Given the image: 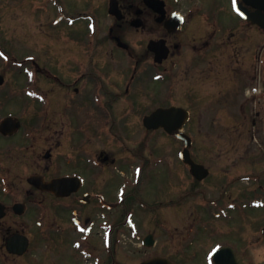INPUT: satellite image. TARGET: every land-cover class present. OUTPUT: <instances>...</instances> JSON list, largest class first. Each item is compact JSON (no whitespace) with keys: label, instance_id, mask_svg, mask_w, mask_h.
I'll use <instances>...</instances> for the list:
<instances>
[{"label":"flooded vegetation","instance_id":"af4514ba","mask_svg":"<svg viewBox=\"0 0 264 264\" xmlns=\"http://www.w3.org/2000/svg\"><path fill=\"white\" fill-rule=\"evenodd\" d=\"M26 2L37 15L49 13L51 9L47 26L65 27L67 34L63 39L79 44L82 49L69 46V50L61 51L62 46L56 39L51 53L58 59L53 62L42 60L34 53L18 56L13 51L0 50L5 71L23 76L22 82L13 85L5 81L7 73L0 74L3 77L0 81V264H59L61 251H65L73 264H142L156 255L141 260L137 248L131 256L127 254L120 259L123 261L113 260L115 248L108 240L107 231L112 225L108 224V212L113 203L104 190L108 169L114 170L115 181L120 177L117 185L120 193L124 187L122 179L127 174L132 176L134 171L137 182L142 168L150 170L148 167L156 154L154 149L147 147V153H139L142 106H154L141 115L143 126V117L155 108H186L195 105L205 94L214 95L221 73L243 72L251 83L244 90L258 78L264 81L263 73L257 76L254 72L250 76L247 71L250 45L255 36L252 32L258 33L264 27L252 24L237 11L238 7L244 15L252 13L253 8L244 0ZM26 2L0 0V7L10 10L14 5L17 9ZM104 20L108 22L103 25ZM103 29L104 36H101ZM128 33L133 35L130 45L122 37ZM258 34L261 39L258 41H264V35ZM107 41L113 42L110 50L104 46ZM118 41L126 47L118 45ZM42 77L45 80L39 82ZM209 82L215 84H209L205 91L203 85ZM245 100L247 97L241 101ZM157 130L163 136L176 139L175 133ZM157 130H147L142 137ZM179 141L181 146L176 150V158L180 168L174 171L168 164L164 169L165 186L170 192L174 174L182 177L180 192L174 199L177 203L196 196L198 183L204 182L211 173L207 168L208 175L199 179L183 161L184 143ZM109 144L123 156L111 155ZM192 146L193 140L189 155L195 163H200L192 155ZM140 161H143L142 167ZM33 177L45 181L65 178L70 185L67 193L55 194L39 188L31 181ZM187 182L190 187H186ZM229 182L224 186L229 187ZM120 197L123 201L124 195ZM215 200L219 203V199ZM259 202H264L262 195L255 206ZM173 206L182 208V204L170 202L165 206L169 210L163 209L167 211L165 217L176 215L170 210ZM132 213L125 217L133 226L136 215ZM182 214L185 218L189 215L185 210ZM195 223L190 221L186 228L190 238L195 234ZM165 225L169 235L166 245L176 256L166 258L173 264H199L194 254L193 258L185 254L191 248L185 243L192 244L195 238H182L180 243L171 244L174 233ZM258 231L261 240L264 222ZM94 236L99 238L100 248L91 243ZM150 238L152 234L141 237L144 250L154 245L155 239L149 243ZM252 244L248 241L239 250L236 243V247L229 242L216 243L212 252L222 245H231L237 264H264L261 246L257 249L263 256L252 259L259 251L250 247ZM236 262L229 258L215 261L210 257L202 264Z\"/></svg>","mask_w":264,"mask_h":264},{"label":"rangeland","instance_id":"374dc122","mask_svg":"<svg viewBox=\"0 0 264 264\" xmlns=\"http://www.w3.org/2000/svg\"><path fill=\"white\" fill-rule=\"evenodd\" d=\"M21 1L26 2V0ZM51 16V9L49 13L45 11L37 15L36 11L30 9L27 2L17 9L14 5L10 7V10L0 7V49L13 51L18 56L23 53H34L42 60L52 62L58 59L55 54L51 53L56 39L62 46L61 51L69 50V46L81 50L79 44L69 43L63 39L67 34L65 27L50 28L47 26V21ZM105 22L108 21L104 20L103 25L106 24ZM104 31L105 29L102 30L101 36H104ZM258 33L263 36L264 30ZM258 33L252 32L255 36L251 41V54L248 57L247 66L250 76H253L256 64L257 76L259 73L264 74V50L259 53L257 49L263 40L258 41L260 39ZM122 37L130 45L133 35L128 33ZM104 46L110 50L114 45L113 42L107 41ZM242 73L237 71L235 75L218 74L220 79L218 85L215 86L214 95L205 94L201 100L194 103L195 105L186 107L192 115L187 127L183 130L193 137L192 155L197 162L210 169L211 173L204 182L198 183L196 189L199 193L194 197L185 198L184 201L174 202L180 192V178L182 177L174 174L172 179L175 180L170 192V188L165 186L164 173L168 164L174 171L180 168L176 150L181 146V142L178 139L163 136L158 132L160 130L155 133L149 132L145 138L142 137L143 132L148 131L141 124V115L154 106L140 108L138 133L141 147L139 153H147V147H150L156 154H153L154 160L148 167L150 170L145 167L141 169L139 183L138 180L136 182L134 171H132V176L127 174L122 179L124 187L121 193L117 188L118 183L121 182L120 177L115 181V178H112L114 170L108 169V182L104 190L108 200L113 203V208L108 212V224H112L107 227L108 240L112 242L116 250L118 249L113 250V260L116 258V262L119 263L123 261L120 259L126 258L127 254L131 256L130 253L137 248L139 249L138 257L141 260L151 255L176 257L166 245L169 235L164 227L165 224L170 228V232L174 233L170 237L171 244L180 243L182 238L188 240L195 238L192 244L185 243L191 246L190 249H186L185 254L187 258H193L191 255L194 254L199 264L209 258V251L216 243L229 242L233 245L236 243L240 250L243 244L251 241L253 244L250 247H255L256 251L259 250L257 247L261 246L264 252V238L258 239V228L264 222V207H250L252 201L259 200V196L262 195L264 198V191L261 192L262 189L264 190V98L261 101L248 98L247 89L244 90V88L251 83L248 76L245 77ZM0 74H4L5 81L13 85L23 80V76L19 73L5 71L1 58ZM243 78L246 81H242ZM44 80L42 77L39 82ZM209 84L215 83H204L205 91ZM218 91L219 94H217ZM201 93H204L203 89ZM246 97L247 100L241 102V110H238V102ZM12 104L16 103L12 102ZM243 106L244 109H242ZM109 149H111L108 150L111 155L123 156L120 152L112 150L110 144ZM173 157L175 160H172ZM139 163L142 167L143 161ZM156 163H158L157 166H155ZM228 181H230V186H224V183ZM113 182L115 185H112ZM186 187H190L189 182L186 183ZM121 195H124L123 201L120 199ZM215 199H219V203ZM170 202L171 204H182V208L173 206L170 209L176 214L171 215V219L165 217L166 210H169L165 206H168ZM160 206L162 208H159ZM184 210L189 213L187 218L182 214ZM221 210L227 214H221ZM132 211L136 215L133 226L125 217L126 215L131 216ZM214 213L220 215L216 217ZM190 221H196L193 238L187 235L188 229L186 228L190 226ZM30 228H33L32 224ZM147 234L153 235L155 243L144 250L140 245V239ZM91 243L100 248L98 237L94 236ZM261 256L263 255L259 250L252 256V259H258ZM59 264H73L65 255V251L60 252Z\"/></svg>","mask_w":264,"mask_h":264},{"label":"water","instance_id":"95a60500","mask_svg":"<svg viewBox=\"0 0 264 264\" xmlns=\"http://www.w3.org/2000/svg\"><path fill=\"white\" fill-rule=\"evenodd\" d=\"M251 3L252 7L256 9L254 13V17L261 15L264 20V15L262 14L264 11V0H248ZM254 21V19H253ZM188 118V113L182 108L177 107H169V108H158L154 112H152L149 116L144 118V124L148 128H156L158 126L164 127L167 132H171L173 130H177L182 127L186 119ZM178 136L185 140L186 145L190 144V138L185 134L179 132ZM184 159L185 161L191 164V169L194 174H200V178L204 177L207 174V170L204 169L201 165H197L188 157V152L184 151ZM60 182L51 181L49 183H44L39 180V185L43 189H49L54 192H57V187ZM143 264H171L168 260L162 258H154L150 261H147Z\"/></svg>","mask_w":264,"mask_h":264}]
</instances>
